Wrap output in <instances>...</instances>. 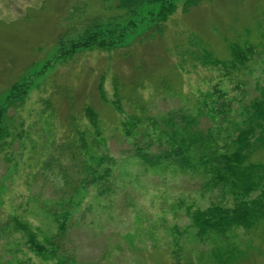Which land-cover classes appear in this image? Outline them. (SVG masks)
<instances>
[{
  "label": "rangeland",
  "instance_id": "374dc122",
  "mask_svg": "<svg viewBox=\"0 0 264 264\" xmlns=\"http://www.w3.org/2000/svg\"><path fill=\"white\" fill-rule=\"evenodd\" d=\"M185 1L175 0L163 33L156 20H145L125 31L120 44L70 53L71 41L98 25L120 37L124 18L115 0H0V220L18 215L40 234H52L56 223L49 211L79 181L78 163L109 154L117 159L114 191L99 197L90 187L78 197L65 237L71 264H214L210 251L222 238L199 233L193 215L212 205L233 206V194L202 172L142 164L130 155L123 121L133 114L160 119L174 109L194 110L216 87L244 97L243 103L260 96L264 0H198L189 11ZM191 37L222 59L230 57L231 43L258 49L247 69L227 73L194 59ZM87 106L98 113L99 130ZM209 123L204 117L199 126ZM81 132L87 148L79 150ZM252 158L264 162V150ZM228 237L246 252L237 264H264V219L234 227ZM22 242L19 234L0 236L1 264L55 263Z\"/></svg>",
  "mask_w": 264,
  "mask_h": 264
},
{
  "label": "trees",
  "instance_id": "16d2710c",
  "mask_svg": "<svg viewBox=\"0 0 264 264\" xmlns=\"http://www.w3.org/2000/svg\"><path fill=\"white\" fill-rule=\"evenodd\" d=\"M115 1L116 8L122 10L120 17L124 18L120 37L116 39L113 36L112 31L115 29L98 25L72 40L67 52L120 44L126 36L125 31L150 19L157 21L158 31L163 33V27L178 6L175 0ZM197 3L198 0H187L183 3V10L189 11ZM187 43L194 48L190 52L194 59H200L205 65L221 67L227 73L247 69L258 49L257 45L250 42H244L243 45L231 43L228 46L230 57L222 59L214 56L201 39L191 37ZM115 87L118 103L121 93L117 84ZM14 88L18 89V86ZM100 94L104 101H108L102 88ZM243 99L238 95L227 96L226 92L216 87L197 101L194 110L174 109L160 119L133 114L123 121L124 134L132 146L130 155L137 157L142 164L150 167L169 164L202 172L212 176L211 182L215 186L222 185L223 190L233 194V206L212 205L198 209L193 215L199 233H214L222 238V243L210 251V260L214 264H237L246 252L229 240V231L234 227L251 228L264 219V162L252 158L255 152L264 150V89L260 96L248 103H243ZM85 111L89 121L99 130L98 113L91 106H87ZM3 115L4 110L0 108V121ZM204 117L210 123L201 128L199 123ZM79 142V150L87 148L84 132H81ZM51 164L46 163L44 170H52ZM78 164L79 173H82L79 181L71 191H63L55 202L57 209L49 211L56 223V230L52 234H40L39 229H35L37 227L30 222L18 215H11L0 220V236L19 234L22 243L33 253L46 260L55 259L54 264H71L74 258L66 250L65 237L72 210L80 206L81 198L78 197L85 195L90 187H94L99 197L114 191L111 179L117 159L109 154L91 155L90 160L84 158ZM257 191L259 193L252 198L251 195ZM18 244L21 242L18 241ZM177 264L183 263L179 259Z\"/></svg>",
  "mask_w": 264,
  "mask_h": 264
}]
</instances>
